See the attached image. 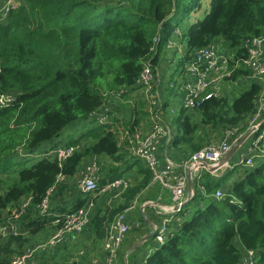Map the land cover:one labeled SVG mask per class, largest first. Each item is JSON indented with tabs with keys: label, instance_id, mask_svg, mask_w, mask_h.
Wrapping results in <instances>:
<instances>
[{
	"label": "trees",
	"instance_id": "trees-1",
	"mask_svg": "<svg viewBox=\"0 0 264 264\" xmlns=\"http://www.w3.org/2000/svg\"><path fill=\"white\" fill-rule=\"evenodd\" d=\"M20 1L21 5L0 21V96L13 97L0 108V217L4 212L11 215L20 211L29 201L21 220L22 233L30 235L46 224H52L54 231L62 228L67 214L87 206L90 197L76 188L85 162L99 163V174H103L100 189L122 177V166L118 165L128 163L118 147V132L102 126L62 143L60 148L72 149L65 158H56V147L52 155L32 162L43 144L106 108L122 90L133 92L144 67H155L160 51L174 37L180 36L186 46L180 60L183 65L192 61L195 51L217 39L235 52V60L242 59L246 56L242 43L264 34V0H209L200 15L201 0ZM192 12L199 18L175 29ZM249 74L240 66L231 74L230 82ZM261 90L262 84L253 81L248 90L235 95L230 106L223 96L202 101L197 110L181 111L177 118L179 135L171 142L179 162L218 139L225 129L246 127ZM130 100L133 106L139 103L138 98ZM137 108L130 109L131 117L125 124L130 132L141 123L137 117L142 111ZM262 129L264 122L259 132ZM16 153L31 158L15 160L12 156ZM101 158L117 166L110 167ZM126 174L130 187L122 192L121 203L102 205L99 197V210L90 213L83 232H89L86 238H91L88 244L92 248L102 242L107 223L139 201L152 180L145 165ZM196 182L203 191L195 187L194 197L177 213L180 220L170 225L165 243L153 242L154 247L140 264H241L246 250L257 253L256 264H264V157L254 158L253 166L243 168L221 199L214 198L220 184L213 183L209 174ZM46 198L48 206L43 215L39 205ZM20 240L25 238L0 242V264H8L12 256L25 249L16 250ZM69 264L87 262L78 255V262Z\"/></svg>",
	"mask_w": 264,
	"mask_h": 264
},
{
	"label": "built area",
	"instance_id": "built-area-1",
	"mask_svg": "<svg viewBox=\"0 0 264 264\" xmlns=\"http://www.w3.org/2000/svg\"><path fill=\"white\" fill-rule=\"evenodd\" d=\"M1 18L3 19L7 13L13 9L18 8L21 4L19 0H2ZM155 43L158 44L159 38H156ZM223 41V40H221ZM171 41L166 45L170 47ZM215 48H218L216 42L206 48L197 50L193 53V59L190 63H184L178 76L180 81L177 85H170L171 89L181 95L180 111L185 113L197 110L200 103L210 98H221L222 88L219 86L220 79L209 78V74L217 71L222 65H226L227 74L223 75V81L229 80L233 71L242 66L250 71L249 78L256 80L262 84V90L257 100L254 114L249 118L246 127L243 126L232 127L225 129L222 135L217 140H212L206 144L202 149L193 153L187 160L175 163L168 159L167 151L164 150V166L160 168L159 145L161 140L169 141L173 139V134L169 128L168 122L162 117L164 111V98L160 91V77L156 67L146 65L143 72L140 74L134 85V93L142 91L141 99L145 102L144 110L146 111L148 128L142 129L141 123L130 132L129 126H120L116 129H109L110 131L118 132V147L121 151L126 153L129 160H141L145 167L151 172L152 180L162 188L170 192L173 205L160 206L155 202L145 203L155 209V212L162 215L160 224L153 229V240L158 245H163L169 234L170 225L179 220L176 219L180 206L188 199L186 194L187 181L189 178L198 180L203 174L220 175L226 168H247L254 164V158L264 157V129L260 131L262 119L264 117V34L258 37L247 39L242 43V48L246 51V56L242 59L235 60V52L231 51L230 59L217 57ZM229 61H233V68H228ZM225 70V71H226ZM221 79V81H222ZM233 85L237 81L231 82ZM140 88V89H139ZM207 90H212L207 92ZM128 90H122L115 98L121 97L122 93H127ZM114 98V99H115ZM13 101L11 95L0 96V108L4 107L9 102ZM132 106L134 101L129 100ZM135 104V103H134ZM111 108L107 106L101 111L93 112L89 117H93L98 126L106 124V116L109 115ZM172 112V111H171ZM262 121V122H261ZM108 123V122H107ZM259 134L256 135V133ZM244 135H250L252 142L246 153L242 155L234 166H228L224 162V158L231 152V150L238 145L243 139ZM72 149L56 148L53 154L56 158L63 159L70 154ZM88 168L77 182L78 190L83 194H116L119 196L122 192L128 189L129 184L123 179H115L105 187L100 189L98 181L100 179L99 169L96 168L95 162H89ZM194 173H198L199 177L194 178ZM63 178L61 177V180ZM196 188L203 191V187L199 182H196ZM193 192L190 197H194ZM224 193L217 190L214 194L215 199H221ZM29 205V201L22 204L20 211H13L8 220H15L17 215L22 216V213ZM48 206L47 198L39 205L41 213L46 212ZM94 208V202L88 201L87 206L77 209L66 215L63 222V227L56 229L54 235V243L61 242L66 235L81 234L89 225L90 212ZM5 221H8V220ZM57 223V222H56ZM135 227H138L136 223ZM131 224L128 223L125 212H121L113 218L110 223L106 225V233L101 242L102 257L93 259L89 264H115L117 253L120 245L130 231ZM8 228L5 226L1 228L0 240L7 239L11 236ZM16 234V233H14ZM32 257V252L27 251L23 254H17L10 258L8 264H27ZM257 253L255 251L246 250L243 252L241 264H256Z\"/></svg>",
	"mask_w": 264,
	"mask_h": 264
},
{
	"label": "rangeland",
	"instance_id": "rangeland-1",
	"mask_svg": "<svg viewBox=\"0 0 264 264\" xmlns=\"http://www.w3.org/2000/svg\"><path fill=\"white\" fill-rule=\"evenodd\" d=\"M0 2H2V0H0ZM19 2L21 4L20 0H19ZM208 2H209V0H201L202 11L199 13V15L202 14L204 9H206V7L208 6ZM1 6H2V4H0V14H1ZM191 15L192 16H189L183 22L179 23L178 26L175 27V29H183L185 26L192 23L193 20L199 18L196 16L193 17L194 12H192ZM0 21H3L1 17H0ZM175 21H176V18L173 19L172 23L174 24ZM220 40L221 39H217L216 42H219ZM171 41H172V46H170V47L165 46V48H163L160 51L158 61H157V64L155 67L158 70V74H159V77L161 80L162 90H164V92H165L164 98L165 99L168 98L167 99L168 100V106H166V109L164 111H162V117L168 122L171 132L175 133L176 132L177 118L181 112L180 107H181V103H182L181 102L182 97L176 91V89H171L170 85L175 86L180 81L178 74L181 70L182 66H180V65L182 64V62H180L178 64V60H179V58H182V56L184 55L185 50H186V46L181 41L180 36H179V38L174 37ZM175 45H176L177 50L174 52L173 47ZM222 45L223 46H221V47L215 48L216 49L215 50L216 56L217 57H223V58H226L228 60L231 58L232 53L227 48V46L224 42ZM168 51H170L172 53H170ZM229 51H230V53H229ZM226 67H227L226 65H222L221 68H219L217 70V72L214 71L211 74H209V78H211V79L216 78V77H218L220 79L219 86L221 88H223V86L227 85V83L225 81H223V79H222L223 75L227 74L229 72V70H226ZM228 68L230 70L233 68V61H229ZM214 74H216V75H214ZM221 79H222V81H221ZM100 83H102V82H100ZM249 86H250L249 82L243 87L240 86L239 84L236 86L230 85V87L232 89H235L236 92L234 95L227 97L229 106L232 105V103L235 99V95L237 96L241 92L248 90ZM102 88H103V84H102ZM211 91L212 90H207V92H211ZM141 93H142L141 90L136 92V93L128 90V92L125 94V97H119V98H115L114 100H111L109 103V105H110L109 107L112 108V106H113V108L111 109L110 114L108 116H106V120H105L106 124H111L112 127H118V126H123L126 123H128L127 118L120 117L119 113H117L115 111H116V109H119L122 106L131 105L130 103H132V102H129L130 98H133V97L138 98V96H140V98H138L139 103L136 104V106L138 108H141L142 112H141V115H139L137 118L141 122V128L142 129L148 128V126H149V124L147 122L148 115L146 114V111H143L144 106H145L144 105L145 102L141 99ZM133 105H134V103H133ZM125 110H130V107H125ZM128 113L130 114V111ZM111 118H116V119L118 118L119 121L112 123L113 121H111ZM108 120H109V122H108ZM106 124L103 125L104 128H108V125H106ZM96 126H98V124L96 123V121H94L93 117H88L87 119L79 120V121L73 123L71 126L67 127L60 134V136L58 138L54 139L50 143L43 144L38 149V151L49 152L52 149L62 145V143H67L69 141H73V140L80 138L81 135H83L86 131H88L89 129L96 127ZM121 154H124L125 158L128 161L129 158H128V156L126 157V153L123 151ZM24 157H26V156L22 153H16L12 156V158L15 160L16 159H23ZM26 158L30 159L31 157H26ZM33 161H35V159H33L32 162ZM89 165L90 164L86 163L84 165V169L86 170ZM95 165H96V168L99 169V163H95ZM144 165L145 164L143 161L137 160L136 162H134L131 165L130 170L136 171L139 168L143 167ZM242 170L243 169L240 167H235V168L229 167L226 169V171H225L224 175H222V177L217 178L215 180H213V179H210V180L213 183L218 182L220 184L219 188L224 190L223 187H226L231 181L236 180L240 176ZM120 176H124V174H120ZM101 179H102V175H101V178L99 180L101 181ZM204 180H205V178L202 181H204ZM155 184H157V183H155ZM84 195L86 196L87 194H83V196ZM107 195H109L110 199H114V202L110 203V205H113L114 203H117V204L121 203L120 199L118 201L116 200V198L118 197V196H116V194H109L108 193ZM139 201H141V200H139ZM129 215L132 216V213H129ZM14 218H15V220H11V219L8 220L9 218L7 219L8 221H1L0 220V234H1V228L5 226L6 228H8V230L11 233H13V234H11V236L9 238H18V237L25 238V240H20L19 242H17L16 250L20 251L23 248H25L19 254H23L27 251L32 252L31 260L36 255H38L39 252L42 254L46 253V255H44L42 257H37L38 258V264H45V262H46V264H64V263L68 262V259L71 258L72 255L74 256L76 254V252H78L79 250H82V249L86 250L85 247L87 245V242H89L91 240V238L88 239L84 235L81 236L78 234H75V235L69 234V236H72V238L76 237V236L77 237L75 239L73 238L74 241L72 244L67 245L65 247H62L61 243H62L63 238H62L61 242H59V243H54V241H53L54 235L56 234L54 232L56 230L54 231L53 226L51 224H46V226L41 231L37 232L36 234H33V235H30L27 233L23 234L22 231H23L24 227H22V220H21L22 218H20V216H18V215ZM136 223H138V227H135ZM140 227H141L140 222L131 223V229L127 235H129L131 232L138 230ZM14 233H16V234H14ZM127 235L124 237V239L120 245V248L118 250L116 263L118 262L117 260L119 258L120 251H122L123 249L126 248ZM48 237H50V238H48ZM9 238H7L5 240H8ZM5 240H0V242H3ZM153 242H154L153 239H150L149 241H147V243L145 245H143L141 247V249L139 251L140 252H146L147 250H149L150 248L153 247ZM50 248H54V249L53 250L51 249L47 252V250ZM91 248H92V246H90L89 249L86 250V257L85 258H87V259L91 255L90 250L94 249V248H92V249ZM89 259L91 261L93 260V258H89ZM118 264H119V262H118Z\"/></svg>",
	"mask_w": 264,
	"mask_h": 264
},
{
	"label": "crops",
	"instance_id": "crops-1",
	"mask_svg": "<svg viewBox=\"0 0 264 264\" xmlns=\"http://www.w3.org/2000/svg\"><path fill=\"white\" fill-rule=\"evenodd\" d=\"M216 42V41H215ZM171 43H172V41H171ZM223 44V41H219V42H217V45L218 46H223L222 45ZM172 46V45H171ZM174 49V52L177 50V48H176V45L173 47ZM168 52H170V51H168ZM173 52V53H174ZM167 53V52H166ZM170 53H172V52H170ZM184 55H185V53H184ZM184 55L182 56V58H179V60H178V64L180 63V60L181 59H183L184 58ZM157 69V68H156ZM158 71V70H157ZM161 81V80H160ZM226 83H227V85H225V86H223V88H222V96H221V98L223 97V96H225L226 98L227 97H229V96H232V95H234L235 94V92H236V90L235 89H232L231 87H230V85H232V86H236V85H240V86H245L248 82H249V84L251 85L252 83H253V81H256V80H254V79H250L249 78V75H247V76H245V77H242V78H239L238 80H237V84L236 85H233L229 80H224ZM250 87V86H249ZM160 91L162 92V94H163V98H164V94H165V92H164V90H162V87H161V82H160ZM245 92V91H244ZM243 93V92H242ZM133 98H135V97H133ZM138 98H140V96H138ZM168 99V98H167ZM167 99H165L164 98V105H166V106H168V100ZM163 105V106H164ZM108 106H110V105H108ZM166 106H164V109H166ZM136 107V106H135ZM112 108H113V106H112ZM111 108V109H112ZM130 109H131V107H130ZM138 109V108H137ZM130 111V114L128 113ZM115 112H117V113H119V115H120V117H123V118H127L128 119V122H129V120H130V117H131V110H125V109H123V110H121V111H118V109H116V111ZM110 114V113H109ZM197 118V117H196ZM116 119V118H115ZM117 120H118V118H117ZM249 120V119H248ZM248 120H247V122H248ZM119 121V120H118ZM117 121V122H118ZM262 121L264 122V117H263V119H262ZM261 121V122H262ZM108 122H109V120H108ZM247 122H246V124H247ZM106 125H108V126H110L111 124H106ZM125 126V125H124ZM120 126H118V127H112V125L107 129V128H105V130H109V129H118ZM243 128H245V127H243ZM172 134H173V139L171 140H169V141H167L166 142V140H161L160 142H158V145H159V150H158V152H159V157H157V159L159 160V163H160V168H162L163 166H164V161H165V157H164V150L166 149V151H167V156H168V159H170L171 161H173V162H175V163H179V157H178V154L177 153H175V150H173V148H172V143L171 142H173V140L175 139V137L177 136V135H179V133L177 132V123H176V132L174 133V132H171ZM246 135H244V137H245ZM243 137V138H244ZM220 138V137H219ZM218 138V139H219ZM212 140H217V139H212ZM212 140H210V141H212ZM209 141V142H210ZM251 142H252V137L249 135L246 139H245V141L243 142V144L239 147V149L236 151V152H234L233 154H230V156H229V158H228V161H227V163H228V166H234L236 163H237V161H238V159L242 156V155H244L245 153H246V151H247V149L249 148V146L251 145ZM45 152V151H44ZM44 152L43 151H38V153H40V154H44ZM50 152V151H49ZM125 160H126V162H128V163H123V162H121L118 166L119 167H121L122 169H121V171H122V173L124 174V176H122V177H116L115 179H123L124 181H126L128 184H129V187H130V182L127 180V177H126V172L127 171H129L130 169L129 168H131V166L130 167H126L127 165H129V163H130V161L131 160H129V161H127V159L125 158ZM101 161H106V163L108 164V166H110L111 167V165H115V166H117V164H112V162L110 161V160H108V159H102L101 158ZM182 162V161H181ZM86 163H88V162H85L83 165H82V167H81V170L84 168V165L86 164ZM227 169V168H226ZM226 169H225V171H226ZM225 171L224 172H221V174L220 175H218V176H213V175H210V179H213V180H215V179H217V178H220V177H222V175H224V173H225ZM79 175V174H78ZM103 175V174H102ZM125 177V178H124ZM78 178H79V176H77V182H78ZM100 178H101V175H100ZM115 179H113V180H115ZM74 180L76 181V177L74 178ZM112 180V181H113ZM234 181V180H233ZM233 181H231L226 187H223L224 188V190L223 189H218L219 191H221L222 193H227L230 189H231V184H232V182ZM193 184H194V192H195V187H196V181H195V179L193 180ZM128 187V188H129ZM76 188H77V183H76ZM77 190H78V188H77ZM79 191V190H78ZM80 192V191H79ZM123 193H121L117 198H116V200L118 201L119 200V198L121 197V195H122ZM100 197V198H99ZM97 198H99V201H102V205H110V203H112V202H114V199H110V197H109V195H107V194H98V193H96V194H94L93 196H91L90 198H89V200L88 201H93L94 202V208L92 209V213H93V211L94 210H99V207H97V205H99L97 202H96V200H97ZM140 200L141 201H136L130 208H128L127 210H125V211H123V212H125V215H126V218H127V221H128V223L129 224H131V223H133V222H140L141 223V227L138 229V230H136V231H134V232H131L129 235H127V244H126V248L125 249H123L122 251H120V254H119V258H118V262H119V264L122 262L123 264H124V262H125V258H126V260L128 259V263L129 264H140V262H141V260H142V258L146 255V254H149V252L151 251V249L152 248H150L149 250H147L146 252H140L139 250L141 249V247L143 246V245H145L146 243H144L142 246H140L139 248H137L136 250H134V251H132V252H130V253H128L127 254V252H128V249L131 247V246H133L135 243H137L141 238H143L145 235H147L150 231H151V226H153V225H155V226H157V225H159L160 224V221H161V219H162V215H159V214H157L156 212H155V209H153V208H151V207H149V206H146L145 205V203H148V202H155V203H157V204H159L160 206H168V207H170V206H172L173 205V202H172V199H171V197H170V192L168 191V190H166V189H164V188H162L160 185H158V184H155L153 181H151L150 183H149V185L145 188V190H144V192H142L141 194H140ZM97 204V205H96ZM99 206H101V205H99ZM142 208H144L143 209V214L146 216V220L147 221H144L143 220V218H142V216H141V209ZM104 210V209H103ZM90 212V213H91ZM129 213H132V216H130L129 215ZM9 216L10 215H8L6 212H4L3 214H2V216L0 217V219H1V221H5L7 218H9ZM53 216H58V214H56V213H53ZM152 217V218H151ZM176 219L177 220H180L179 218H178V215H177V217H176ZM56 221H57V219L54 221V223H53V225L55 226L56 225ZM52 225V224H51ZM56 232V231H55ZM54 232V233H55ZM82 233H85V232H82ZM82 233L81 234H78V235H81V236H83L82 235ZM23 234H26V233H23ZM87 235H89V232H87L86 231V233L84 234V236H87ZM77 237V236H76ZM76 237H73L74 239L76 238ZM72 238V236H69V235H66V236H64L63 237V240H62V247H65V246H67V245H70V244H72L73 243V241H74V239ZM151 239H153V238H151ZM149 241V240H148ZM89 244H88V242H87V245H86V247H85V249L86 250H88L89 249V247H90V245L88 246ZM93 247H95L94 249H92V250H90V256H89V258H93V259H95V258H101L102 257V254H101V252H102V248H101V243H99V244H97V245H95V246H93ZM153 247H154V245H153ZM53 250L54 248H50V249H48L47 250V252L49 251V250ZM135 251H138V252H136L137 253V255L136 256H134L133 255V253L135 252ZM44 255H46V253H44V254H42V253H40L39 252V254L38 255H36L30 262H28L27 264H38V258L37 257H42V256H44ZM78 255H79V257H84V260H85V262H87V264H89L90 262H91V260L88 258H85L86 257V251L85 250H79L78 252H76V254L73 256H71V258H69L68 259V262H66V263H73L74 261L75 262H78ZM118 262L116 263V264H118ZM45 264H46V262H45Z\"/></svg>",
	"mask_w": 264,
	"mask_h": 264
},
{
	"label": "water",
	"instance_id": "water-1",
	"mask_svg": "<svg viewBox=\"0 0 264 264\" xmlns=\"http://www.w3.org/2000/svg\"><path fill=\"white\" fill-rule=\"evenodd\" d=\"M262 124H263V122H262ZM261 124V125H262ZM248 137V135H246L239 143H238V145L237 146H235L232 150H231V152L227 155V157H225L224 158V162H227L228 161V158H229V156H230V154H233L234 152H236L238 149H239V147L243 144V142L245 141V139ZM194 178H198L199 177V174L198 173H194ZM215 176H217V175H215ZM194 192V184H193V180L191 179V178H189L188 179V181H187V189H186V194H187V200L180 206V209H182L183 207H185L188 203H189V201L192 199L191 197H190V195L192 194ZM143 209L144 208H142L141 209V216H142V218H143V220L144 221H147L146 220V216L142 213L143 212ZM155 225H153V226H151L150 228H151V231L147 234V235H145L143 238H141L137 243H135L133 246H131L129 249H128V252H127V254L128 253H130V252H132V251H134V250H136L137 248H139L140 246H142L144 243H146L148 240H150L152 237H153V229H155ZM124 264H127V260H126V258H125V262H124Z\"/></svg>",
	"mask_w": 264,
	"mask_h": 264
},
{
	"label": "clouds",
	"instance_id": "clouds-1",
	"mask_svg": "<svg viewBox=\"0 0 264 264\" xmlns=\"http://www.w3.org/2000/svg\"><path fill=\"white\" fill-rule=\"evenodd\" d=\"M181 62H182V61H181ZM183 65H184V64H183ZM183 65L181 64L180 66L183 67ZM182 67H181V68H182ZM260 127H261V126H260ZM102 128L105 129L103 126H102ZM60 146H61V145H60ZM60 146H58V147H60ZM50 155H52V152H51V151H50V152H44V154H40V153L37 152L35 155H33V158H34V159H36V158H44V157L46 158V157H48V156H50ZM95 194H96V193H95ZM93 195H94V194H93ZM93 195H92V194H88V195H86V196L91 197V196H93ZM45 213H46V212H45ZM45 213H44V214H45ZM44 214H43V215H44ZM152 238H153V237H152Z\"/></svg>",
	"mask_w": 264,
	"mask_h": 264
},
{
	"label": "bare ground",
	"instance_id": "bare-ground-1",
	"mask_svg": "<svg viewBox=\"0 0 264 264\" xmlns=\"http://www.w3.org/2000/svg\"><path fill=\"white\" fill-rule=\"evenodd\" d=\"M177 33V32H176ZM217 43V42H216ZM218 47H220V46H218ZM216 50V49H215ZM231 50V49H230ZM235 51V50H234ZM218 52V51H217ZM228 52V51H227ZM229 53H230V51H229ZM228 54V53H227ZM187 60H189V58L187 59ZM217 72V71H216ZM214 75H216V74H214ZM212 77V76H211ZM222 84V83H221ZM106 120V119H105ZM85 196V195H84ZM30 204V203H29ZM16 228V227H15ZM19 228V227H18ZM17 228V229H18ZM14 229V228H13ZM58 229V228H57ZM19 234V233H18ZM105 236V235H104ZM48 238H50V237H48ZM54 246V245H53ZM56 246V245H55ZM34 255V254H33ZM31 260V259H30Z\"/></svg>",
	"mask_w": 264,
	"mask_h": 264
}]
</instances>
